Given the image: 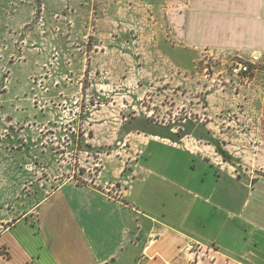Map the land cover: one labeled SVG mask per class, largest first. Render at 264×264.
<instances>
[{
	"label": "crops",
	"instance_id": "crops-1",
	"mask_svg": "<svg viewBox=\"0 0 264 264\" xmlns=\"http://www.w3.org/2000/svg\"><path fill=\"white\" fill-rule=\"evenodd\" d=\"M64 1V9L73 11L75 21L71 35L56 38L55 43L83 47L71 53L72 83L64 79L68 69L57 77L58 85L49 83L51 100L58 104L70 101L72 91L83 92L79 83L94 68L92 52L99 54L95 49L87 51L88 40L94 37L102 44L104 31L114 29L104 19L109 11L107 0L99 6L95 0ZM42 2L44 11L63 9L61 1ZM139 3L135 39L147 45L138 55L140 60L166 61L168 66L167 60L173 56L164 47L172 45V51L213 52L264 65V0ZM96 10L103 13V19L95 25L96 34L90 36L87 29ZM123 10L116 23L119 38H126L132 26L127 16L123 19ZM34 11L33 0H0V18L7 16L0 24L14 27L29 22ZM25 58L24 66L11 67V76L18 79L23 69L20 73H24L27 93L31 88L27 78L41 74L44 58L31 51ZM259 84L255 77L247 101L248 107L260 109L254 132L257 143L243 164L224 162L217 146L206 143L204 136L176 132L171 126L145 119L141 124L145 128L122 134L125 124L111 121L104 109L92 110L87 147L100 155V149L117 148L125 141L126 149L121 145L115 156L123 150L135 156L136 163L130 165L133 169L123 175L125 169L115 173L104 165L102 173H111L113 180L103 182L96 177L88 185L62 182L39 199L32 212L0 232V264H264V96L256 99ZM102 90L109 91L110 86L104 85ZM27 112L34 115L26 119L32 124H56L60 114ZM13 117L22 121L17 112ZM219 134L212 137L227 135ZM189 139L204 143H187ZM179 140L184 141L176 142ZM118 179L116 186L113 182ZM3 246L8 249L7 258L1 254Z\"/></svg>",
	"mask_w": 264,
	"mask_h": 264
},
{
	"label": "rangeland",
	"instance_id": "rangeland-1",
	"mask_svg": "<svg viewBox=\"0 0 264 264\" xmlns=\"http://www.w3.org/2000/svg\"><path fill=\"white\" fill-rule=\"evenodd\" d=\"M57 1H61L63 7L60 11H44L42 0H33L35 11L29 22L27 19L14 27L0 24V232L7 231L32 212L36 202L62 182L88 185L94 183L96 177L103 182L113 180L111 173H102L104 165L115 173L125 169L123 175L133 169L130 165L136 163L135 156L124 150L122 155L115 156L121 145L126 149L125 141L115 146L117 148L98 149L100 155L87 147L89 114L98 108L104 109V115L110 116L111 121L125 124L122 134L126 130L145 128L141 125L144 122L168 125L176 132L204 136L206 143L217 146L226 163H247L248 152L252 153L257 143L255 122L260 117V109L248 107L247 101L255 77L260 81L256 99L264 96L263 64L254 61L253 73L246 80L231 74L235 63L245 61L213 52H177L169 45L168 49L164 47L173 56L172 60H167L168 66L166 61L140 60L139 53L147 48L135 39L134 27L141 3L139 0H107L109 11L104 19L111 21L114 29L104 31L102 44L94 37L88 40L87 51L95 49L99 54L92 52L94 68L89 69L79 83L83 92L72 91L70 101L54 103L49 83L55 81L58 85L57 77L67 69L64 79L72 83L69 77L73 64L71 53L83 47L79 43L65 42L62 46L55 43L56 38L71 35L75 21L73 11L64 9L65 1ZM95 5H102V0H95ZM120 9H124L123 19H128L132 25L126 38H119L116 27ZM21 15L26 17L24 13ZM101 15L103 13L96 10L91 17L87 29L90 36L96 34L95 25L103 19ZM0 19L6 20V14ZM29 51L43 56L44 63L39 76L27 78L26 85L31 88L25 93V77L20 73L23 69L17 71L20 77L14 79L11 67L24 66ZM104 85L110 86V90H102ZM28 109H35L36 115L47 110L51 115L56 111L60 114L56 124L53 121L32 124L33 121L26 120L34 116L29 115ZM15 111L22 121H15ZM221 131L227 134L224 138L212 137ZM204 141L186 140L194 144ZM120 179L113 182L114 185H119ZM1 250L2 256L7 258V247Z\"/></svg>",
	"mask_w": 264,
	"mask_h": 264
},
{
	"label": "built area",
	"instance_id": "built-area-1",
	"mask_svg": "<svg viewBox=\"0 0 264 264\" xmlns=\"http://www.w3.org/2000/svg\"><path fill=\"white\" fill-rule=\"evenodd\" d=\"M252 64L253 62H237L232 67L231 74L233 75V77L247 80L253 73Z\"/></svg>",
	"mask_w": 264,
	"mask_h": 264
}]
</instances>
